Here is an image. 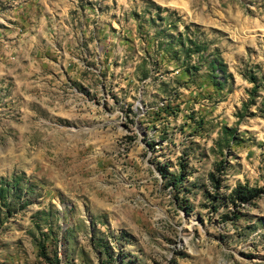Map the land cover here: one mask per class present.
I'll return each mask as SVG.
<instances>
[{
    "label": "rangeland",
    "instance_id": "obj_1",
    "mask_svg": "<svg viewBox=\"0 0 264 264\" xmlns=\"http://www.w3.org/2000/svg\"><path fill=\"white\" fill-rule=\"evenodd\" d=\"M0 264H264V0H0Z\"/></svg>",
    "mask_w": 264,
    "mask_h": 264
}]
</instances>
